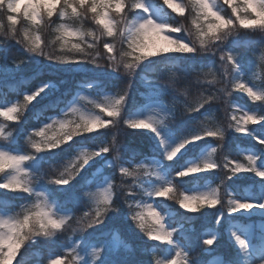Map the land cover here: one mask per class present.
I'll return each instance as SVG.
<instances>
[{"label":"snow or ice","instance_id":"obj_1","mask_svg":"<svg viewBox=\"0 0 264 264\" xmlns=\"http://www.w3.org/2000/svg\"><path fill=\"white\" fill-rule=\"evenodd\" d=\"M33 257L264 264V0H0V264Z\"/></svg>","mask_w":264,"mask_h":264},{"label":"trees","instance_id":"obj_2","mask_svg":"<svg viewBox=\"0 0 264 264\" xmlns=\"http://www.w3.org/2000/svg\"><path fill=\"white\" fill-rule=\"evenodd\" d=\"M31 72V65L25 66V74H29ZM70 79H79L80 78V74H77L75 77H72L71 75L69 76ZM234 96L237 97V103L242 104V105H247V106H252V102L249 101L247 99V97L244 94L241 93H234ZM259 103V102H256ZM250 127H254V128H258L260 127L259 125H250ZM238 136H242L240 134H237ZM130 147L135 148L139 151L142 152H147L148 151V147L143 144V142H136L133 141L130 144ZM233 151L235 152V147L233 146ZM128 235V240L131 243V245L133 247L137 246L139 241L136 239L135 236H132L131 234H127ZM36 258L33 257L30 261V264H35Z\"/></svg>","mask_w":264,"mask_h":264},{"label":"rangeland","instance_id":"obj_3","mask_svg":"<svg viewBox=\"0 0 264 264\" xmlns=\"http://www.w3.org/2000/svg\"><path fill=\"white\" fill-rule=\"evenodd\" d=\"M240 135L244 136V135H246V134H240Z\"/></svg>","mask_w":264,"mask_h":264}]
</instances>
